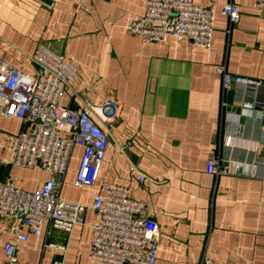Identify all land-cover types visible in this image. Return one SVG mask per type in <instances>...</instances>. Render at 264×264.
Wrapping results in <instances>:
<instances>
[{"label":"crops","instance_id":"1","mask_svg":"<svg viewBox=\"0 0 264 264\" xmlns=\"http://www.w3.org/2000/svg\"><path fill=\"white\" fill-rule=\"evenodd\" d=\"M214 12L210 50L168 37L147 42L125 26L144 13L142 0H0V59L31 73L38 44L75 67L71 83L77 100L62 93L59 103L101 105L119 101L117 117L107 123V145L92 186L73 181L81 157L74 147L59 198L89 206L102 185L117 184L143 206L159 226L154 264H264V119L232 105L214 67L234 75L264 77V12L254 0H236V22L219 11L227 0H193ZM225 101L227 106L221 107ZM22 122L0 116V131L16 133ZM211 152L240 162L259 160L258 175H212ZM0 146V180L16 178L26 191L49 178L37 167L7 163ZM131 166L144 174L143 182ZM82 224L69 232L41 225L37 237L16 243L15 264H98L89 257L94 212L86 208ZM0 219L3 245L14 238ZM27 234L26 228L20 229Z\"/></svg>","mask_w":264,"mask_h":264},{"label":"built area","instance_id":"2","mask_svg":"<svg viewBox=\"0 0 264 264\" xmlns=\"http://www.w3.org/2000/svg\"><path fill=\"white\" fill-rule=\"evenodd\" d=\"M144 13L128 20L125 29L147 42H164L168 37L187 41L191 46L210 50L214 12L193 0H142ZM254 7L264 12V0H254ZM219 11L230 22H236L240 9L236 0H227ZM35 69L22 72L0 59V116L22 122L16 133L0 131V146L8 151L7 163L19 168L37 167L49 173L48 180L33 191L16 187V178L0 180V219L9 222L8 231L14 240L3 245L7 264H15L16 243L27 235L39 236L41 225L69 232L82 224L86 208L95 214L89 225L91 239L89 257L98 264H154L159 226L143 206L133 199L127 188L117 184L102 185L91 204L71 203L59 198L67 166L74 147L81 149L73 184L92 186L107 145L106 126L118 114L120 103L113 97L101 105L80 101L77 107L59 103L63 92L77 100L71 87L75 67L70 61L38 44L30 56ZM221 79L224 94H231L232 105L255 111L264 119V77L254 79L229 73L223 65L214 67ZM227 106L225 101L221 107ZM137 181L146 177L136 167ZM259 160L240 162L224 159L211 152L207 158L209 174L256 177ZM26 228L27 234L20 229ZM52 264H61L54 261ZM199 264H216L203 257Z\"/></svg>","mask_w":264,"mask_h":264}]
</instances>
